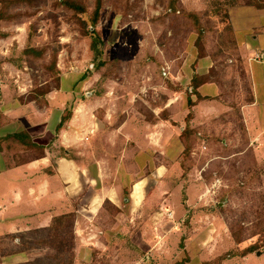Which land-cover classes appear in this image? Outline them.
I'll return each mask as SVG.
<instances>
[{
    "label": "rangeland",
    "instance_id": "374dc122",
    "mask_svg": "<svg viewBox=\"0 0 264 264\" xmlns=\"http://www.w3.org/2000/svg\"><path fill=\"white\" fill-rule=\"evenodd\" d=\"M81 1L88 9L78 17L87 22L88 31L92 32L88 36L83 35V25L56 0L13 4L0 20V66L15 69L19 82L35 95L34 90L48 92L54 88L58 78L61 90L52 94L54 103L72 104L74 108L87 105L97 117L105 106L111 108V103L105 104L106 95L109 99H119L120 102L114 100L115 109L128 107L129 111L138 110L149 118L151 110L160 111L163 93L174 83L181 92L171 110L175 119L181 121L187 91L184 81L189 73L197 71L199 60L208 51L217 59L208 69H216L225 78L223 84L229 92L235 93L234 73L238 71L224 65H230L224 45L229 29L217 24L219 19L226 23L227 7L246 4L247 0H178L172 11L165 6L169 0H101L94 28L88 21L96 0ZM2 6L0 3V11ZM198 23L203 31L200 37L195 26ZM93 43L95 49L91 48ZM244 89L243 85V92ZM121 99H130L132 103L125 105ZM88 118L92 119L90 112ZM197 143L193 148L196 156L190 179L192 183L203 181L205 185L189 191L195 199L188 204L190 218H186L188 214L181 207L179 188L172 191L175 186L183 185L180 169L174 162L170 168L171 182H166L167 192L162 200L149 195L145 209L131 222L125 216L129 214L127 210L116 222L105 211L95 212L91 218L85 216L88 208L84 204L89 196L84 189L74 210L85 207L86 211L77 214L74 220L68 219L64 228L54 231L33 227L28 232L14 234L18 237L0 236V264H26L35 260L54 264L55 236L64 238L67 249L73 244V264H199V258L190 262L199 244V257L210 260L226 252H239L254 243L258 237L248 235L264 218L263 171L246 162L236 165L235 158L213 161L205 167L204 159L209 157L210 150L206 142ZM140 172L139 178H145L149 168L143 167ZM215 178L220 180V186L213 193L209 188ZM150 188L153 190L155 186ZM170 198L171 206L182 211L178 217L174 214L172 222L163 214L169 209L173 211L167 205ZM154 213L159 215L155 218ZM239 224L246 228L245 240L235 245L230 228L236 229ZM258 252L251 262L264 264V247ZM223 262L241 264L243 260Z\"/></svg>",
    "mask_w": 264,
    "mask_h": 264
},
{
    "label": "crops",
    "instance_id": "0c3cea01",
    "mask_svg": "<svg viewBox=\"0 0 264 264\" xmlns=\"http://www.w3.org/2000/svg\"><path fill=\"white\" fill-rule=\"evenodd\" d=\"M225 21L219 19L214 24L229 29L224 45L230 65H224L238 71L234 73L236 91L229 92L223 84L225 78L216 69H208L217 60L208 51L199 60L197 71L189 73L184 81L187 91L181 121L175 119L171 110L181 92L174 83L166 87L162 104L158 106L160 111L151 110L149 118L138 110L129 111L128 107L115 109L114 100L120 102L119 99H109L106 95L105 104L111 103V108L105 106V115L99 111L96 117L93 108L87 105L74 108L72 104L51 101L52 94L61 90V81L47 94L33 97L31 89L17 79L15 69L0 66V236L22 234L33 227L45 229L53 218L69 213H75L76 219L77 214L86 211L85 207L88 208L85 216L91 218L95 212L105 211L115 222L127 210L129 214L125 216L131 222L145 209L149 195L162 200L167 192L166 182H171L170 168L174 162L180 169L183 185L175 186L172 191L179 188L181 207L188 214L186 218H190L188 204L195 199L189 191L205 183H192L193 168L186 179L182 177L180 163L184 147L180 134L186 127L197 132L198 143L208 145L210 154L204 159L205 167L213 161L235 158L236 165L246 162L261 169L264 184V4L229 6ZM257 55L261 56L260 61L255 60ZM121 100L125 105L132 103L130 99ZM67 109H71V116L56 132ZM195 156L193 149V162ZM143 167L149 168V174L139 178ZM201 178L199 172L198 179ZM151 185L155 186L153 190ZM84 189L89 196L85 207L74 210ZM167 201L173 211L169 209L163 214L172 222L174 214L178 217L182 211L171 206V198ZM106 205L114 214L107 212ZM158 215L154 213L153 217ZM199 247L197 254L189 255L190 262L199 258V264H204L218 258L201 259ZM256 252L227 262L241 258V264H257L253 258Z\"/></svg>",
    "mask_w": 264,
    "mask_h": 264
},
{
    "label": "trees",
    "instance_id": "16d2710c",
    "mask_svg": "<svg viewBox=\"0 0 264 264\" xmlns=\"http://www.w3.org/2000/svg\"><path fill=\"white\" fill-rule=\"evenodd\" d=\"M32 2L33 0H0V3H3L2 9L0 11V20L4 19L6 17L5 14V10L7 8H9V6L11 5H16V4H22V3H27V2ZM256 1V3H255ZM57 4L64 7L66 10H68L73 16L74 18H76V21H79L83 27L85 28L83 30V35L84 36H88L89 34H91V31H88V24L86 21L84 20H80V17H78L79 15H84L87 13V5L85 3H83L81 0H56ZM258 2V3H257ZM101 0H96L95 1V6H94V11L92 14H90V18L89 21L90 22V27H95L96 24L98 23V18H99V12L101 9ZM178 0H169L165 6L169 11H172L175 9V7H177L178 5ZM246 4H250V5H257V7H260V5L264 4L261 0H247ZM194 16V15H193ZM196 31L198 32V36L200 37L202 34V30L200 27V23L196 24ZM92 49H95V44L93 43L91 45ZM28 52L31 53H35L36 51L34 49H28ZM39 54V53H38ZM85 77H82V79H84ZM56 82V87L59 86L60 80L58 78H55ZM36 92L37 95H44L47 94V91L45 92H40L39 90L37 91H33ZM49 92V91H48ZM33 97H36V95L34 93H32ZM190 105V103H188ZM71 116V109H67L65 110V112L63 113L61 120L59 122V124L57 125V129L56 132H59L65 125V123L69 120ZM190 118V116L188 117ZM187 118V121H188ZM180 139L181 142L183 144V152H182V157H181V163L180 166L182 168L183 174L182 177L183 179H186L187 174L190 172V170L193 168L194 166V162H193V158H192V152H193V148L195 147L196 143H197V132L194 130L189 129L188 127H186L180 134ZM183 202L186 200V196L184 194V190H183ZM107 212H110V214H114L113 209L111 207H109L108 205L105 206ZM117 211V210H116ZM264 216V215H263ZM262 216V217H263ZM68 219H75V213H69V214H65V215H61V216H57L55 218L52 219L51 224L49 225V227H47L49 230H54L57 231V229H62L65 226V222ZM45 228V229H47ZM244 229L246 231V228L243 227V225L239 224L238 227L236 229H231L230 228V237L232 239V242L235 245H238L242 242H244ZM249 237L252 236H257L258 239L248 245L247 247H245L244 249L240 250L239 252H226L223 255H220L218 258H216L215 260L211 261V262H206L204 264H222V262L226 259H230L236 256H240V257H244L248 254L254 253L256 251H258L261 247H264V218L259 221L258 223L255 224L254 229L249 233L248 235ZM9 237H18L15 235H9ZM56 240H53L52 245H55V250L56 253L53 257V259L55 260L54 264H73V259H74V252H73V244L71 243L70 248L68 247V249L66 248V243L64 238L60 237V236H55ZM17 253H21V251L19 252H14V254ZM26 264H40V260H35L33 262L30 263H26Z\"/></svg>",
    "mask_w": 264,
    "mask_h": 264
},
{
    "label": "built area",
    "instance_id": "2783aa9c",
    "mask_svg": "<svg viewBox=\"0 0 264 264\" xmlns=\"http://www.w3.org/2000/svg\"><path fill=\"white\" fill-rule=\"evenodd\" d=\"M255 60H261V56H259V55H257L256 57H255ZM220 186V180H218V179H216L215 181H214V183L212 184V186H211V190L213 191V190H215L216 188H218Z\"/></svg>",
    "mask_w": 264,
    "mask_h": 264
}]
</instances>
